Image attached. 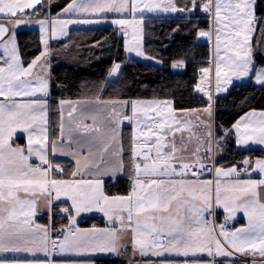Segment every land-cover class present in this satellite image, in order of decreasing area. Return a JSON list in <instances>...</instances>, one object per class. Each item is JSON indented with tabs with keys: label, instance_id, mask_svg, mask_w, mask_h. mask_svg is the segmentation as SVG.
Here are the masks:
<instances>
[{
	"label": "snow or ice",
	"instance_id": "obj_1",
	"mask_svg": "<svg viewBox=\"0 0 264 264\" xmlns=\"http://www.w3.org/2000/svg\"><path fill=\"white\" fill-rule=\"evenodd\" d=\"M54 2L0 0V264H97L101 256H129L128 264H264V158H244L242 167L216 159L230 134L238 146L264 145V110L228 128L216 120L230 88L264 90V0H71L53 15ZM149 13L178 14L207 46L193 84L204 107L125 98L124 61H113L90 95L52 96V57L74 43L73 24L109 23L125 53L162 64L144 48ZM31 24L39 25L42 49L25 61L17 29ZM113 85L120 87L106 92ZM50 112L58 120L50 122ZM60 157H70L71 167ZM121 181L127 187L113 192ZM88 213L102 214L105 226L80 227ZM240 213L247 223L229 228Z\"/></svg>",
	"mask_w": 264,
	"mask_h": 264
},
{
	"label": "trees",
	"instance_id": "obj_2",
	"mask_svg": "<svg viewBox=\"0 0 264 264\" xmlns=\"http://www.w3.org/2000/svg\"><path fill=\"white\" fill-rule=\"evenodd\" d=\"M70 2L71 0H55L52 5V14L58 13ZM194 19L200 22L201 27L204 26L203 18L199 14ZM190 23L181 17L173 18V16L147 17L145 19V50L149 55L156 56L163 61L161 67L127 58L123 49V40L119 39L114 27L72 31L70 37L74 43L70 45L69 50L61 51L52 57L54 78L51 88L52 96L77 99L82 95H90L88 90H94V83H98L107 76L113 61H124L120 79L121 85L125 81L128 85L126 89H122L125 98L172 97L178 108L204 107L206 100L193 91V84L197 79L196 68L202 65L207 58L208 48L203 42L197 41L192 32L188 31ZM177 27L181 30L173 33L172 29ZM17 35L21 55L25 61L39 54L42 49L39 31L22 30ZM105 37L108 39L104 40ZM96 41H101L103 47H91ZM65 42L53 44L52 47L60 48ZM178 59H184L187 62L186 70L182 75H175L172 71L171 63ZM56 83L66 85V87L57 88ZM112 87H120V85H113L106 89V92H111ZM245 96H247V100L242 104L241 99ZM253 109L264 110V90L247 85L233 87L230 95L218 99L217 124L228 128L240 116ZM52 117L53 121L58 120V113L52 112ZM218 130L220 129L217 128ZM130 132V129L125 130L126 138ZM220 134L218 131V135ZM223 153L227 165L238 164L244 158L253 160L264 158V152L261 150H238L230 137ZM126 187L127 183L121 181L111 190L123 192ZM81 225L104 227L105 221L100 218H85ZM97 264L127 263L123 260L110 258L97 260Z\"/></svg>",
	"mask_w": 264,
	"mask_h": 264
},
{
	"label": "crops",
	"instance_id": "obj_3",
	"mask_svg": "<svg viewBox=\"0 0 264 264\" xmlns=\"http://www.w3.org/2000/svg\"><path fill=\"white\" fill-rule=\"evenodd\" d=\"M61 11V10H60ZM59 11V12H60ZM58 12V13H59ZM57 14V13H56ZM56 14H53V15H56ZM111 15V14H110ZM168 16H179L178 14L177 15H164V14H152V13H149L147 14L146 18L147 17H154V18H161V17H168ZM36 18L33 17V20H35ZM107 27H114L113 25L109 24V23H102V24H91V25H86V24H73V25H70L69 26V34L71 35V32L74 31V30H91V29H103V28H107ZM37 30L39 31V25L37 24H33V27H30L29 30ZM119 37V36H118ZM119 39L123 40L122 37H119ZM66 40H61V41H50V46L52 47L53 44H56V43H60V42H65ZM144 48H145V36H144ZM146 51V50H145ZM126 57L129 58V59H133V60H136V61H139L141 63H145V64H151V65H155V66H158V67H161L162 64H155L153 61L151 60H145L141 57H136L135 54H127L125 53ZM122 69H123V65H122ZM186 68H182V69H173L172 68V71L175 75H182L184 74ZM245 82H241V81H236L234 82V84H244ZM248 83H251V78H249L248 80ZM232 88L229 89V92L231 91ZM198 94V93H197ZM200 95L201 97H203V94H198ZM228 94H221V96L219 97L220 98H224L226 97ZM205 100H206V97H203ZM49 119H50V122H52L53 120V117H52V112L49 113ZM130 129L131 130V126L128 125L127 122H125V125H124V132L125 130H128ZM234 132V130H233ZM217 134H218V131H217ZM230 139L234 141V144L235 146L237 147L238 150H241V151H246V150H251V149H256V150H261L264 152V145H256V144H249V145H246V146H238L236 145L235 143V136L230 134ZM19 142H23V141H19ZM223 151L218 154L216 156V159L217 161L219 162V164H222L223 166H226V167H230V166H233V165H227L225 164V156L223 155ZM58 162L62 163V164H65L67 167H71L72 165V161H71V158L70 157H60L58 159ZM235 166L237 167H242V165L240 163L238 164H235ZM243 178H247L246 176L243 177ZM252 178H256V179H259L261 178L260 177V174L259 173H255L253 172L252 173ZM68 204H70V202H68ZM85 218H100V219H103L104 221H106V218L103 217L102 214L100 213H88V214H83L82 217L80 218V227H83V228H88V227H84L81 225V222L85 219ZM217 221L222 223L223 222V210L222 209H218L217 210ZM38 222L40 223H44L45 222V217L41 216L38 218ZM247 223V219L246 217H244V215L242 213L238 214L236 220L234 221H231L229 222V224L227 225L229 228H236V227H241V226H244L245 224ZM110 258H113L111 256H101V257H98L97 260H102V259H110ZM113 259H116V258H113ZM129 259L130 257L129 256H124L118 260H123L125 261L127 264L129 262ZM134 260H139V257H135V258H132Z\"/></svg>",
	"mask_w": 264,
	"mask_h": 264
},
{
	"label": "rangeland",
	"instance_id": "obj_4",
	"mask_svg": "<svg viewBox=\"0 0 264 264\" xmlns=\"http://www.w3.org/2000/svg\"><path fill=\"white\" fill-rule=\"evenodd\" d=\"M179 18L180 16H173V18ZM30 27H33V24H31V25H27V26H21V28L20 29H17V33L19 32V31H22V30H29V28ZM32 30V29H31Z\"/></svg>",
	"mask_w": 264,
	"mask_h": 264
},
{
	"label": "water",
	"instance_id": "obj_5",
	"mask_svg": "<svg viewBox=\"0 0 264 264\" xmlns=\"http://www.w3.org/2000/svg\"><path fill=\"white\" fill-rule=\"evenodd\" d=\"M218 131L221 133L222 130L220 129V130H218Z\"/></svg>",
	"mask_w": 264,
	"mask_h": 264
},
{
	"label": "built area",
	"instance_id": "obj_6",
	"mask_svg": "<svg viewBox=\"0 0 264 264\" xmlns=\"http://www.w3.org/2000/svg\"><path fill=\"white\" fill-rule=\"evenodd\" d=\"M63 165H65V164H63ZM66 166V165H65ZM67 167V166H66Z\"/></svg>",
	"mask_w": 264,
	"mask_h": 264
}]
</instances>
